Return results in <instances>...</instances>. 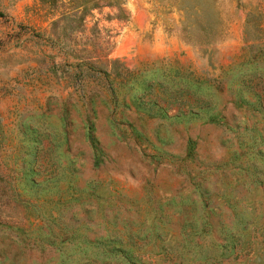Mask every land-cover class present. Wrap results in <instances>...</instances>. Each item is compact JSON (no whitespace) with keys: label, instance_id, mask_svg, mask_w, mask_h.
Returning a JSON list of instances; mask_svg holds the SVG:
<instances>
[{"label":"rangeland","instance_id":"obj_1","mask_svg":"<svg viewBox=\"0 0 264 264\" xmlns=\"http://www.w3.org/2000/svg\"><path fill=\"white\" fill-rule=\"evenodd\" d=\"M7 47L0 264H264V0H0Z\"/></svg>","mask_w":264,"mask_h":264},{"label":"crops","instance_id":"obj_2","mask_svg":"<svg viewBox=\"0 0 264 264\" xmlns=\"http://www.w3.org/2000/svg\"><path fill=\"white\" fill-rule=\"evenodd\" d=\"M11 51H12V49H9V47H7V49H2L0 52L1 59L7 58V57L12 59V58L18 57L16 54L11 53Z\"/></svg>","mask_w":264,"mask_h":264}]
</instances>
